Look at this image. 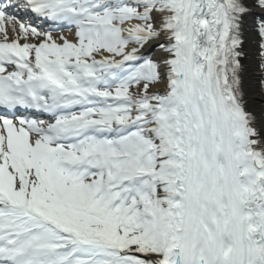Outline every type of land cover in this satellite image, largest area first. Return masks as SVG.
Masks as SVG:
<instances>
[{
  "label": "snow or ice",
  "instance_id": "6c2138e0",
  "mask_svg": "<svg viewBox=\"0 0 264 264\" xmlns=\"http://www.w3.org/2000/svg\"><path fill=\"white\" fill-rule=\"evenodd\" d=\"M0 264H264V0H0Z\"/></svg>",
  "mask_w": 264,
  "mask_h": 264
}]
</instances>
